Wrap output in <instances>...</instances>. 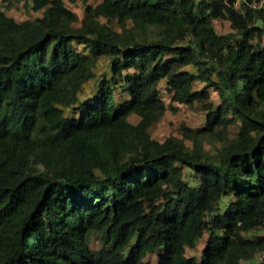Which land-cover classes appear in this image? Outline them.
I'll return each instance as SVG.
<instances>
[{
    "label": "trees",
    "instance_id": "trees-1",
    "mask_svg": "<svg viewBox=\"0 0 264 264\" xmlns=\"http://www.w3.org/2000/svg\"><path fill=\"white\" fill-rule=\"evenodd\" d=\"M32 1L36 19L0 6V264H242L264 250V233L248 235L264 227V7L100 0L75 25L64 0ZM102 56L110 73L84 99ZM162 80L178 103L209 99L207 86L219 96L204 127H183L192 148L150 133ZM199 132L220 145L204 150ZM206 232L201 257L186 256Z\"/></svg>",
    "mask_w": 264,
    "mask_h": 264
},
{
    "label": "rangeland",
    "instance_id": "rangeland-1",
    "mask_svg": "<svg viewBox=\"0 0 264 264\" xmlns=\"http://www.w3.org/2000/svg\"><path fill=\"white\" fill-rule=\"evenodd\" d=\"M65 4L72 9L78 16L77 22L75 25H80L81 20L85 16V9L86 6L89 4H96L100 0H64ZM0 6L2 7L5 12L14 17L18 21H22L25 19H36L43 15L44 8H38L32 0H0ZM100 20L103 22H107L116 30L121 31L122 26L120 23L117 22L116 19L107 20L104 17H100ZM127 25L131 26L132 23L127 21ZM215 26L219 33H228L233 32L231 28L230 22L226 19H217L215 20ZM76 47L79 50L87 51L84 48L83 43L75 42ZM88 52V51H87ZM110 59L107 56H102L97 65L94 68L95 76L89 79L82 88L80 96L82 98L89 97L95 94L99 81L101 77L105 74L110 73ZM184 69H189L196 71V68L193 65H187ZM207 83L197 81L194 85L195 89L204 88ZM161 89V96L162 99L166 103V110L162 117L156 121L150 128V133L152 137L158 140H165L167 137L173 136L176 138H181L184 140L187 146L192 148L194 146V142L191 138H188L184 135V126H188L192 129L198 130L206 125L207 122V110L205 109V105L208 102L214 103L216 106L219 102V96L212 86H207L210 91V98L206 100H196L193 104H185V103H178L172 101L171 99V92L167 87V83L165 80H162L159 84ZM121 97V96H120ZM130 119L133 122H137L139 117L136 114H132ZM240 126V122L231 123L227 128V134L229 137H233L236 135L238 128ZM199 137L201 138V146L204 150L213 151L215 145H220V140L217 136L209 135L206 132H199ZM184 177L191 183L199 180L198 174L184 166L183 167ZM233 198L232 194H228L223 197L222 203H227ZM258 233H264V227L257 232L248 233L249 236H254ZM208 233L206 232L202 238H199L196 245L194 247H188L186 249V256H195L200 258L202 255L203 248L206 244V238ZM102 235L99 232H92L90 236V244L91 246L96 249L100 248L102 245ZM146 261H149L152 264H155L157 261V254H148L146 257Z\"/></svg>",
    "mask_w": 264,
    "mask_h": 264
},
{
    "label": "built area",
    "instance_id": "built-area-1",
    "mask_svg": "<svg viewBox=\"0 0 264 264\" xmlns=\"http://www.w3.org/2000/svg\"><path fill=\"white\" fill-rule=\"evenodd\" d=\"M250 5L253 8H263L264 0H252ZM242 264H264V250L258 252L253 259L246 260Z\"/></svg>",
    "mask_w": 264,
    "mask_h": 264
}]
</instances>
